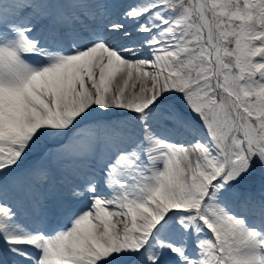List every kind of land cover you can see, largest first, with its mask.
<instances>
[{
  "label": "snow or ice",
  "instance_id": "snow-or-ice-1",
  "mask_svg": "<svg viewBox=\"0 0 264 264\" xmlns=\"http://www.w3.org/2000/svg\"><path fill=\"white\" fill-rule=\"evenodd\" d=\"M0 264H264V0H0Z\"/></svg>",
  "mask_w": 264,
  "mask_h": 264
}]
</instances>
